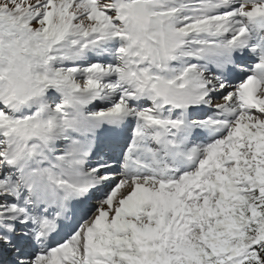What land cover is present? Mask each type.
<instances>
[{
	"label": "snow or ice",
	"instance_id": "snow-or-ice-1",
	"mask_svg": "<svg viewBox=\"0 0 264 264\" xmlns=\"http://www.w3.org/2000/svg\"><path fill=\"white\" fill-rule=\"evenodd\" d=\"M0 264H264V0H0Z\"/></svg>",
	"mask_w": 264,
	"mask_h": 264
}]
</instances>
